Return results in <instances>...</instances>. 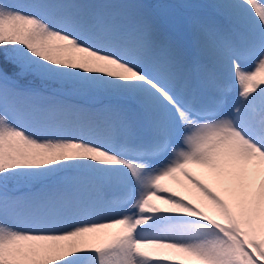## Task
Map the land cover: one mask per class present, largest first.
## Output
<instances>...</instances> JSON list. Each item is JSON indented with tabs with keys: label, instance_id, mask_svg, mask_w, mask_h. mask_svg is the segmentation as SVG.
<instances>
[{
	"label": "snow or ice",
	"instance_id": "snow-or-ice-1",
	"mask_svg": "<svg viewBox=\"0 0 264 264\" xmlns=\"http://www.w3.org/2000/svg\"><path fill=\"white\" fill-rule=\"evenodd\" d=\"M0 264H264V0H0Z\"/></svg>",
	"mask_w": 264,
	"mask_h": 264
},
{
	"label": "bare ground",
	"instance_id": "bare-ground-1",
	"mask_svg": "<svg viewBox=\"0 0 264 264\" xmlns=\"http://www.w3.org/2000/svg\"><path fill=\"white\" fill-rule=\"evenodd\" d=\"M172 187L176 188L177 190H180L178 185L173 184Z\"/></svg>",
	"mask_w": 264,
	"mask_h": 264
},
{
	"label": "rangeland",
	"instance_id": "rangeland-1",
	"mask_svg": "<svg viewBox=\"0 0 264 264\" xmlns=\"http://www.w3.org/2000/svg\"><path fill=\"white\" fill-rule=\"evenodd\" d=\"M152 2H155V0H152ZM236 90H237V89H236ZM235 93H236V92H235V91H233L232 95L234 96V95H235Z\"/></svg>",
	"mask_w": 264,
	"mask_h": 264
}]
</instances>
